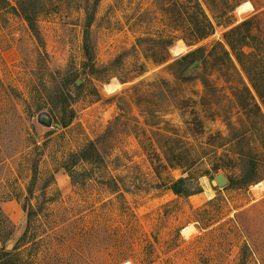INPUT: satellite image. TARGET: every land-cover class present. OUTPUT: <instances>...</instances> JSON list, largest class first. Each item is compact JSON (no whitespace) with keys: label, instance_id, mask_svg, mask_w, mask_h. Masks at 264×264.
<instances>
[{"label":"rangeland","instance_id":"obj_1","mask_svg":"<svg viewBox=\"0 0 264 264\" xmlns=\"http://www.w3.org/2000/svg\"><path fill=\"white\" fill-rule=\"evenodd\" d=\"M181 2L0 0V264H264V100L225 44L249 22L264 75V0H197L215 30L193 46Z\"/></svg>","mask_w":264,"mask_h":264},{"label":"trees","instance_id":"obj_2","mask_svg":"<svg viewBox=\"0 0 264 264\" xmlns=\"http://www.w3.org/2000/svg\"><path fill=\"white\" fill-rule=\"evenodd\" d=\"M6 1V0H4ZM190 0H182L180 7L183 8L184 16H182L181 13V19L182 23L184 25V29L186 31V37L182 38V40L186 43L187 46H193L198 44L200 41H203L213 35L215 27L214 24L211 22V20L207 17L205 14V11L202 9L200 4L197 2V0H194L193 3H195L192 6V3L188 2ZM193 7V8H191ZM190 9L195 10L193 14L190 13ZM232 11V9H231ZM26 19L30 25V28L35 31V24L34 19H32L30 16H26ZM249 22H244L243 24L231 29L229 32L225 34V44L226 46H229V48L232 51L233 56L236 58L238 64L242 68L243 72L246 74L247 78L249 79L253 89L255 90L257 96L264 100V91L259 86V81L261 79H264L263 71H262V64L260 59L257 57L256 53L246 54L243 52V49L245 47H249V41L248 37L242 35V30L245 28ZM87 29L91 26V19L87 23ZM85 43H84V58L86 61L90 63V69H95L94 60H93V51L88 43V33H85ZM175 39L173 37L168 38V40L163 41L160 43L161 48L166 49V56L163 57H157L152 56V60L155 63H163L169 59V51L175 44ZM217 47H221L222 49V59L223 61L229 60L231 61V54L225 49V45L218 43L212 50L211 55L213 56L216 53ZM198 54H203V50L201 48L197 49L194 52H191L179 60H177L173 65L175 64H182L183 66L188 62L189 60H192L193 62L196 60L203 61V56L198 57ZM192 62V63H193ZM176 79H186V78H180V76H176ZM186 81V80H184ZM201 82L205 89H211L210 82L202 76ZM69 96H60V102L59 104L62 106V108L65 110L68 108V99ZM74 112H71L69 114V119L65 120L62 119L60 122H58L63 128L67 127L68 124L73 120ZM71 162L69 164H66L65 170L69 174L71 178H73L72 174V166H76L78 163L81 162H94V163H101L102 159L99 155L98 149L95 145V142H90L88 147H85L83 150L70 154ZM72 163V164H71ZM254 171V169H252ZM248 182L253 181V175H251L248 180ZM247 182V183H248ZM179 185H175L173 188V191L176 194H180L181 191L178 190ZM29 218V216H28Z\"/></svg>","mask_w":264,"mask_h":264},{"label":"water","instance_id":"obj_3","mask_svg":"<svg viewBox=\"0 0 264 264\" xmlns=\"http://www.w3.org/2000/svg\"><path fill=\"white\" fill-rule=\"evenodd\" d=\"M39 123L43 126L50 128L53 126V118L48 113H42L39 117ZM216 184L220 187L225 186L227 184V180L224 176L220 175L216 177Z\"/></svg>","mask_w":264,"mask_h":264},{"label":"bare ground","instance_id":"obj_4","mask_svg":"<svg viewBox=\"0 0 264 264\" xmlns=\"http://www.w3.org/2000/svg\"><path fill=\"white\" fill-rule=\"evenodd\" d=\"M252 9V6L249 4V3H245V4H243V5H240L239 7H238V9H237V11H238V14L239 15H243V14H245V13H247L249 10H251ZM176 49V48H175ZM109 87V86H108ZM107 87V88H108ZM110 90V89H109ZM111 92H113V90H111ZM187 229V228H186ZM186 229L183 231V232H186Z\"/></svg>","mask_w":264,"mask_h":264}]
</instances>
